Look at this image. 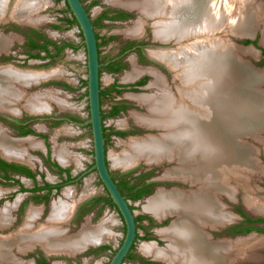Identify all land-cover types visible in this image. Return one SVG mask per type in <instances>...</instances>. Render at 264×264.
Masks as SVG:
<instances>
[{
	"label": "bare ground",
	"instance_id": "bare-ground-1",
	"mask_svg": "<svg viewBox=\"0 0 264 264\" xmlns=\"http://www.w3.org/2000/svg\"><path fill=\"white\" fill-rule=\"evenodd\" d=\"M112 3L135 9L140 15L133 26L124 30V35H139L142 23L152 19L156 39L174 40L175 48L152 51V54L174 71L173 77L178 81L175 95L157 73L151 72L152 85L159 91L150 96H132L147 109L146 114L133 115L135 121L163 132L158 137L131 141L127 150L118 155L117 162L128 168L140 158L152 163L162 159L175 160L177 166L168 170L166 176L196 186L195 190L188 192L178 189L161 191L148 199L145 208L155 217L173 214L176 220L163 232L166 248L149 244L141 246V250L169 264H231L239 258L253 257L257 246L253 238L213 241L204 228L215 229L232 220L221 201V196L233 199L237 187L231 184L232 181L237 186L245 185L244 203L252 212H264V202L252 195L254 189L248 184L249 175L263 171L244 141V137L255 133L252 129L264 127V91L260 89L264 72H257L242 62L238 57L242 51L223 36L225 31L233 36L249 35L257 23L262 22L263 8L253 0H119ZM39 6L37 2L21 0L13 17L39 24L42 19L35 13ZM5 8V0H0V14ZM4 71L8 82L4 88L0 79V90L4 91L10 86L20 91L16 84L21 86L38 81L43 74V79L58 74L51 70L48 74L46 71L41 74ZM131 71L124 76V81H131L141 73L140 68ZM35 97L31 96L28 105L27 99L25 105L32 111H42L46 103ZM1 106L13 113L18 112L9 101ZM24 144L32 148L39 146L35 139L9 140L0 133V154L6 158L22 161L28 149ZM55 153L64 157L60 151ZM33 216L30 214L29 219ZM7 220L8 208L5 207L1 210L0 228L9 224ZM30 222L26 227L23 225L21 234H12L7 241L0 239V261L20 263V258H14L9 246L25 252L40 243L48 249L63 245L64 237H57V231H51L53 237L34 233L30 231ZM84 234L76 237L80 236L79 240H82Z\"/></svg>",
	"mask_w": 264,
	"mask_h": 264
},
{
	"label": "rangeland",
	"instance_id": "rangeland-1",
	"mask_svg": "<svg viewBox=\"0 0 264 264\" xmlns=\"http://www.w3.org/2000/svg\"><path fill=\"white\" fill-rule=\"evenodd\" d=\"M20 1L21 0H10L9 4H6V8L1 14L6 12H10L11 14L12 11V13H14V10L20 4ZM31 1L37 2L40 5L35 13L42 19V21L39 24L31 23V26H27L17 24L15 19V21L8 19V21L0 24L2 35L9 37L12 40L9 52L0 54V66H8L15 71H26L36 74L37 72L38 74H41V72L45 73V71L46 74H48L50 73V70L51 72L58 74L55 76H47L44 82L36 83L29 87H21L16 84L20 91H16V89L13 90L10 86V92L7 95L6 91H0V99L9 101V103L14 105V108L17 107L16 109L18 110V112L14 113V115L17 116L14 120H8L0 116V130L2 133L8 137L10 136L9 138L19 139L28 136V138L35 139L37 143L39 142L37 148H32L29 147L28 144H24L26 148H28L26 149V155L23 156L22 161L16 160L17 162H15L17 164L20 163L25 165L33 170L36 180L32 181L31 179H23L22 182L19 180L16 182L9 180V178L0 174V215L1 210L7 207V222L9 223L7 226L0 228V236H2L0 239L6 241L11 239L10 236H12V234H21L20 231H22V228L27 225L28 217L30 216V208L35 212H33L34 218L32 220V230L37 229L40 224H46V218L51 214V211L47 208L41 212L40 206L43 203H49L54 200V196L43 198L40 194H29L28 190H30L35 183L42 186L44 183L48 182L60 183V180L64 181L62 180V174L59 173L58 168H56L55 165L69 169L72 174H81L79 181L70 185V190L75 189V197L79 198L83 195L106 196V191L103 189L95 171L91 170L93 164L91 132L89 125L84 124V122L88 120L89 114L86 93V56L85 48L82 43V35L76 23L68 24L67 20H71L72 15L64 0ZM81 1L92 20L95 21L94 31L99 38V50L102 52L101 62H105L107 59L114 57L124 42L139 40L145 43L144 55H138L139 61L137 60L136 53H128L123 58V61H125L126 64L121 67L115 75H111L105 69H102L100 73V86L103 90H106L108 86L112 84L124 87L120 88V92L118 93L103 96L101 101V109L103 113L102 123L105 133L109 134L114 131L121 132V135L110 134L106 142L107 162L112 176L116 183L125 182L127 187L135 185V189H143L148 192L136 200L128 199L137 220V232L141 237H137L134 241L132 248L134 256L129 260H125L123 264H140L139 257L142 256L141 254H144L140 248L144 243L152 244L160 249L167 247V240L162 236V232L170 227L175 220L173 214H167L161 218L155 217L145 208L148 199L161 191L170 192L173 188L187 192L196 189L195 185L192 186L187 182H174L173 180L175 179L166 176L165 173L168 170L177 166L175 160L167 161V159H162L163 161L160 160L158 163L154 161L152 163L145 161L144 158H140L135 161L136 164H132L133 168L124 167L117 162L118 157L127 150L128 144L131 141L138 140V138H150L151 136L158 137L163 132L162 129H158L157 127L143 126L135 121L133 115L146 114L147 109L146 105L139 103L133 97L150 96L159 91L156 86L152 85L153 76L151 72L157 73L164 82L163 84L168 87L169 91L172 90L171 92L177 95L176 86L178 81L173 77L174 71L169 68L168 65L157 60L152 54V51L161 49L169 50L175 48L176 45L174 44V40L161 41L153 36L152 19H146L142 23V31L139 35L134 37L124 35V30L133 26L136 21L139 20L140 15L135 9H125L124 7L112 3L119 0ZM253 2L256 3V5L260 4L264 11V0H253ZM113 11L123 14L124 17L120 19H97L101 13H110ZM257 24L258 26L256 25L252 30L251 38L244 35L236 36V34L233 36L234 34L229 31H225L226 34L223 36H225L228 43L241 49L242 53H240L238 57L242 62H245L257 70V72L261 73L264 72V57L261 53V49H264V41L261 43L262 30L264 29V16L262 22H258ZM35 33L55 43L57 46H62L63 44H69L72 46L63 48L61 52L55 56L46 57L44 56L45 53L43 51L32 50L28 46V40L25 38V35L34 37ZM48 47L52 52L51 54L54 55L55 50L53 47ZM246 47L248 49H246ZM249 48H251V50ZM150 51L153 56L151 54L149 56ZM35 52H40L42 58H32L31 55ZM135 67L140 68L142 74L140 73L131 81H124V76L127 73L132 72L131 70L136 69ZM44 77L45 75L43 74L39 77V80ZM137 81H141V83L136 85ZM7 83L8 82L4 80L1 82V86L6 85ZM260 89L264 90V84L261 85ZM19 92H23L24 94L18 97V95H20ZM31 96H36L35 98L43 100V104L46 103V106H43L42 111L48 109V111H46L48 114L27 109ZM27 99L28 102L27 105H25ZM62 106L63 109H60ZM112 106H123V108L119 109L116 114L109 116L108 113ZM33 112H40L41 114H34ZM29 115L32 118H37L33 120L32 124L35 131L34 134L21 136L17 135L14 131H11L8 126V121L13 122L15 119L24 120L26 119V116ZM47 115L62 119L54 122L50 120H41L42 117H46ZM66 117L78 120L80 123L79 126L66 121L64 119ZM38 118L40 119L38 120ZM41 134L47 135L48 142L46 145L43 144L44 139L40 136ZM257 134L262 136L261 138L264 137V132L259 131ZM244 141L250 146V148L252 147L251 145L255 146L253 148L258 151L255 158L258 162H261L260 165L263 172L257 171L256 173L249 175L248 184L251 189H254V191L251 190L252 195L264 202V170L262 167L264 166V144L261 141H255L251 136L244 137ZM55 145L65 154L66 157L63 161H61L54 153ZM46 148L49 151L48 157L46 154ZM38 170H40V173ZM18 177L20 176L18 175ZM231 184L238 188V190L236 188L233 200H239L244 203V197L247 195L244 188L245 185L242 184V186L241 184H238L237 186L235 181H232ZM120 188L124 195L128 194L126 187L121 186ZM91 200L92 199L89 201ZM221 201L228 205V207L232 205L228 203L227 197L225 196H221ZM89 203L90 205L95 204L93 200ZM31 204L34 205V208L31 207ZM88 208L89 206L86 205L80 207V210L74 219V227L70 228V232L78 234L84 230V226L87 223L90 227H94L104 221L103 228L108 236L106 237L107 239H103L101 243L103 245H108L106 249L103 248V250H97L95 255L89 250L90 254L85 253L69 259H63V257L47 258L43 255V250L39 244L33 245L32 248L25 252L18 251V248L15 246H9V250L12 255H14V258L17 260L20 258V263L17 264H43V260H49L53 264H108L114 251L122 242L124 225L113 206H103L102 204H99L96 207H91V209L87 211ZM84 211L86 212L84 213ZM262 214H264V212ZM62 229H65V226L62 227ZM246 238H254L257 245L253 252L252 263L264 264V233H257L253 237ZM213 239H216V237H213ZM146 256V258L159 260L163 264H169L163 260L153 258L152 256ZM244 259L239 258L238 264H245Z\"/></svg>",
	"mask_w": 264,
	"mask_h": 264
},
{
	"label": "water",
	"instance_id": "water-1",
	"mask_svg": "<svg viewBox=\"0 0 264 264\" xmlns=\"http://www.w3.org/2000/svg\"><path fill=\"white\" fill-rule=\"evenodd\" d=\"M10 0H5V5L9 4ZM67 8L69 9L72 17L76 21V25L82 35V43L85 48V56H86V93H87V104H88V114L89 118L84 124L89 125L90 132H91V138H92V150H93V164L91 167V170L95 171L99 181L101 182L104 190L106 191L107 196L110 198L112 204L115 206L118 214L120 215V218L122 220V223L124 225V236L122 239L121 244L118 246V248L114 251L113 255L111 256L110 260L108 261V264H122L123 260L126 258L127 254L130 252V249L132 248V245L134 244V241L136 239V221H135V214L130 206V203L128 199H126L122 193L120 192L116 181L114 180L112 173L110 171V168L108 166L107 162V155H106V149H105V138H104V132H103V123H102V113H101V105H100V79H99V69H100V62L98 57V46H97V39L96 34L92 25L91 18L86 11L84 5L82 4L81 0H64ZM15 14L11 12L9 13H3L0 14V24L3 22H6L9 20L15 21L16 19L13 17ZM10 15V16H9ZM2 16V17H1ZM4 16V17H3ZM15 19V20H14ZM17 24L20 25H30L31 23L23 22L16 20ZM252 30L249 33V38L252 37ZM239 35V34H238ZM264 40H261L263 42ZM12 45V40L9 37H6L2 35L0 30V54L7 53L10 50V47ZM241 50V49H240ZM245 63V62H244ZM246 64V63H245ZM248 65V64H247ZM1 67V66H0ZM253 68V67H252ZM5 69L14 70L11 67H1L0 68V79L2 81H7L5 79ZM254 69V68H253ZM257 71V70H256ZM3 74V76H2ZM4 78V79H3ZM46 79H40L38 81H31L28 84H21V87H29L33 84L44 82ZM17 82V81H15ZM264 84V83H263ZM262 84V85H263ZM3 86V85H2ZM6 85H4V88ZM4 91V89H2ZM1 91V90H0ZM264 91V90H262ZM9 89H6V95L9 93ZM22 92L21 95L22 96ZM19 97V96H18ZM1 103L5 104L4 99H0ZM0 103V116L4 117L8 120H14L17 116L14 115L13 112L8 111L5 109V107L1 106ZM25 108V107H24ZM48 111V109L46 110ZM46 111H43L41 113H47ZM34 114H38L33 112ZM39 113V114H41ZM78 124V123H76ZM255 133L250 134L252 139L255 141H261L264 144V137L259 136L257 133L264 132V127L260 128H254L251 131H254ZM0 133L2 131L0 130ZM7 139L13 140L18 138H9L5 134H3ZM28 138V136H25V139ZM252 148L255 147L251 145ZM250 148V146H248ZM254 152V157H256L258 151H256L255 148L251 149ZM0 158L8 163H15L17 161L6 158L0 154ZM261 162H259L260 164ZM132 166V165H131ZM263 170H264V166ZM129 168H133L129 166ZM174 182H183L181 180H173ZM172 190H177V188H173ZM228 201H233V199L227 198ZM226 208L227 205H226ZM228 224L226 222L223 225H220V227H225ZM218 226H216L215 229H217ZM213 241H219V240H231L235 241L238 239H244V237L239 238H231V237H222V238H216L212 239ZM27 251V250H26ZM237 261V260H236ZM236 261L231 264H236ZM241 261V260H240ZM14 264L10 261H0V264Z\"/></svg>",
	"mask_w": 264,
	"mask_h": 264
},
{
	"label": "crops",
	"instance_id": "crops-1",
	"mask_svg": "<svg viewBox=\"0 0 264 264\" xmlns=\"http://www.w3.org/2000/svg\"><path fill=\"white\" fill-rule=\"evenodd\" d=\"M90 18H91V16H90ZM91 21H92V18H91ZM50 53H52V52L50 51ZM60 109H63V106ZM43 111H45V110H43ZM43 111H40V112H43ZM101 113H102V109H101ZM44 114H46V113H44ZM47 114H48V112H47ZM102 116H103V113H102ZM61 119L62 118H59V120H61ZM64 119L66 121H68L69 123H71L73 125H76V126H79V124H80L78 122V120L73 119L71 117H66ZM76 123H78V124H76ZM91 140H92V138H91ZM55 151H57V152L60 151V153H62V155L64 156L63 158L60 155L58 156V154L56 156L61 161H63L66 156L64 155V153L59 148H57L56 145L54 146V153H55ZM55 166H56V168H58L59 173L62 174V180H64V181L60 180V183L62 182V185L60 186L59 189H55V188H53L51 190L46 189L45 188L46 184L47 185H52V186H55V185L59 184V183H56V182H48V183H44L42 186H40L38 183H35L34 186L30 189V190H32L35 186L43 188L39 192H30L29 191V194H36V195L40 194V196H42L43 198H50L51 196H54L53 197L54 200L50 201L49 203L48 202L47 203H43L40 206L41 212H43L47 208L49 209V211H51L50 212L51 214H49L48 218H46V224H40L39 227L37 229H35V230H32V228L30 227V231H34L35 233L41 232V233H44L45 235H47L48 237H53L51 231H57V237H59V236L60 237H64L63 245H59L56 248H49L48 249L47 247H45V245L43 243H40L41 249L43 250L42 251L43 255L46 256L47 258H50V257L51 258L52 257H63V259H69L71 257L78 256L80 254L81 255L85 254V253L90 254V251H92V254L95 255L97 250H100V249L103 250V248L106 249L107 246H108V245H103L101 243V241H103V239H105L108 236L106 231H104L105 229L103 228L104 227V224H103L104 221L99 223L98 225H96L94 227H90L88 225V223H87L84 226V230L82 231V232H85V234H86V235L84 234L85 235L84 237L86 238L85 240H84V237H82V240H79L80 236L76 237V236H78V234H81L82 232H80L78 234H73V233L70 232V230H71L70 228L74 227V221H75L74 219L77 216V213L80 210V207H82L83 205L89 206V208L87 210V211H89L91 209V207H96L99 204H102L103 206L109 205V204L104 203L103 201H99V202H96V203L94 202V200L97 199V198H100V197L106 198L108 196L106 194V196H102V195H83V196H81L79 198L75 197V189H71L70 190V185H72L74 183H77L79 181L80 177H81V174L80 173H73L72 174L70 172V170L67 169V168H62V167H59L58 165H55ZM38 171L40 173V170H38ZM16 175L17 174H12V173H8L7 174L9 180L16 181V182H17V180L22 182L23 179H26V180H30L31 179L32 181L36 180L34 175H33L34 176L33 178H29V177L22 176V175H19L20 177H18V175L17 176ZM61 189H63V190H61ZM90 199H92L95 204H93V205L91 204L90 205L89 202L92 201V200L89 201ZM33 206L34 205L31 204L32 208H34ZM109 206H111V205H109ZM33 212H34V210H31V208H30L29 213L33 214ZM85 212L86 211H84V213ZM32 220L33 219H29V217H28V221H31L30 222L31 226L33 225L32 224ZM54 222H56V223H54ZM121 222H122V220H121ZM64 226H65V229H62V227H64ZM136 231H137V228H136ZM136 233H138V232H136ZM96 236H98L99 238L96 239ZM87 240H88V242H87ZM58 243L62 244L61 242H58ZM147 245H149V244L144 243L142 246H147ZM141 248H140V250H141ZM146 255H149V254H146ZM251 257H249V258H251ZM241 259H244V258H241ZM45 264H53V263L50 262L49 260H46ZM57 264H59V263H57ZM61 264H65V263H61Z\"/></svg>",
	"mask_w": 264,
	"mask_h": 264
},
{
	"label": "flooded vegetation",
	"instance_id": "flooded-vegetation-1",
	"mask_svg": "<svg viewBox=\"0 0 264 264\" xmlns=\"http://www.w3.org/2000/svg\"><path fill=\"white\" fill-rule=\"evenodd\" d=\"M86 11H87V9H86ZM123 17H124L123 14H120L118 12H114L113 11V12H110V13H108V12L101 13L97 17V19H99V20L109 19V18H111V19L112 18L113 19H120V18H123ZM92 25H93V28H94L95 27V21H93V20H92ZM28 37H29L28 35H25V38L27 40H28ZM96 39H97V46H98V57H99V62H100L99 79H100V73H101L102 69H105L111 75H115V73L118 72L121 69V67H123L126 64L125 61H123V58L128 53H132V52L136 53L138 61H139V56L138 55H142V56L144 55L145 43H143V42H141L139 40L135 41L133 39L134 41H130V42L128 41V42L122 43V45L119 48L118 53L114 57H111V58L107 59L105 62H101V54H102V52L99 50V41H98L99 38H98L97 34H96ZM40 43H42V42L40 41ZM35 53H37V52H35ZM261 53H262V56L264 57V49H261ZM39 55H40V52H39ZM140 83H141V81H137L136 85H139ZM120 88H124V87L123 86L119 87L118 85L112 84V85H109L106 90L105 89L103 90L101 88V86H100V93H99L100 105H101V101H102V97L103 96H106V95L112 94V93H118V92H120ZM113 108H117L119 110V109H122L123 106H115V107L112 106L110 111ZM34 119H37V118H32L29 115V116H26V119H24V120L15 119V121H13V122H9L8 121V126L11 129V131H14L17 135H21V136H23V135H32V134L35 133V131H34L33 127H32ZM39 119L40 118H38V120ZM41 120H44V121L45 120H50V121L54 122V121L59 120V118L51 117L50 115H47L46 117H42ZM40 136L42 137V139H44L43 140V142H44L43 144L46 145V143L48 142L47 135L41 134ZM46 154H47V157H48L49 156V151H48L47 148H46ZM0 160L2 162L6 163V164H11V165H15L17 167L27 168L34 175L33 171L29 167H26L25 165H22L20 163H18V164L17 163H13V162L8 163V162L2 160L1 158H0ZM6 173L7 174L8 173H12V174L25 176V175H23L21 173L13 172L12 170H9V169L8 170L6 169ZM0 174L4 176L5 172H3L0 169ZM59 184L62 185V182L59 183ZM263 186H264V183H263ZM147 193L148 192H146V193H144L142 195H145ZM222 203H224V202L222 201ZM228 203L232 204V205H230V207H228V205H227L228 208H226L228 213L232 216V220L229 221L228 224L225 227H220V225H218L217 229L208 228V227L204 228V231L206 232L208 237H212V239H213V237H216V238H222V237L239 238V237H244V239H246V237H253L257 233H264V214H255L254 212H252L247 207H244V206H246L245 203L240 202L239 200L228 201ZM225 206H226V204H225ZM135 220H136V218H135ZM175 220H176V217H175ZM136 228H138L137 227V220H136ZM162 236H163V234H162ZM135 237L137 239V237H141V236L138 233H136ZM247 239H249V238H247ZM250 239H252V238H250ZM132 248H133V245H132ZM132 248L130 249V252L127 254V256L123 260V262L125 260H129L130 258H132L134 256ZM141 255L142 256L139 257L140 258V264H163L159 260H155V259H152V258H146L147 256L144 255V254H141ZM252 259H253V257L244 259L245 264H254V263H252ZM123 262H122V264H123ZM238 262H239V260L236 261L237 264H238ZM42 263L45 264V260H43Z\"/></svg>",
	"mask_w": 264,
	"mask_h": 264
},
{
	"label": "trees",
	"instance_id": "trees-1",
	"mask_svg": "<svg viewBox=\"0 0 264 264\" xmlns=\"http://www.w3.org/2000/svg\"><path fill=\"white\" fill-rule=\"evenodd\" d=\"M69 10V9H68ZM68 24H72V23H76L75 19L72 17L71 20H67ZM40 41L42 43H40ZM28 46L32 49V50H38V51H43L45 53L44 56L46 57H52V56H55L57 54H59L61 52V50L65 47H71L72 45H69V44H63L62 46H57L55 43L45 39L44 37H42L41 35H38L37 33H35L34 37H28ZM48 46H52L53 49L55 50V53L54 55L50 53V50L48 48ZM32 58H36V59H40L42 58L40 55H39V52L35 53V54H32L31 55ZM68 87V86H67ZM118 111L117 108H113L109 113L108 115H114L116 114ZM102 119H103V116H102ZM103 132H104V138H105V149H106V142L109 138V135L110 134H117V135H121V132H118V131H114L112 133H105V129L103 127ZM0 169L5 172V177L8 178L7 176V173H6V169L8 170H12L13 172H17V173H21L23 175H25L26 177H29V178H33V174L31 173V171L27 168H24V167H17L15 165H11V164H6L4 162H2L0 160ZM61 186V184H58V185H55V186H52V185H45V188L48 189V190H51L53 188L55 189H58L59 187ZM117 186L120 190V192L122 193L121 191V186L122 187H126V189L128 190V194L127 195H124L122 193V195L126 198V199H129V200H136L138 199L142 194L146 193V191L144 192L143 189H135V185L133 186H129L127 187V184L125 182H121V183H117ZM43 188L41 187H37L35 186L32 190H28L30 192H39L41 191ZM27 191V190H26ZM99 201H103L104 203L106 204H109L111 206H113L115 208V206L112 204L111 200L109 197H106V198H103V197H100V198H97L95 199V203L96 202H99ZM116 209V208H115ZM117 211V210H116ZM136 221V220H135Z\"/></svg>",
	"mask_w": 264,
	"mask_h": 264
}]
</instances>
